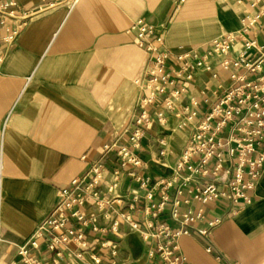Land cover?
I'll use <instances>...</instances> for the list:
<instances>
[{"label":"crops","instance_id":"1","mask_svg":"<svg viewBox=\"0 0 264 264\" xmlns=\"http://www.w3.org/2000/svg\"><path fill=\"white\" fill-rule=\"evenodd\" d=\"M16 1L30 19L14 44L0 49V264H23L18 247L50 215L58 188L83 177L99 160L105 167L100 191L107 197L121 196L123 211L133 214L139 228L132 229L115 213L107 219L89 200L87 215L98 214L100 237L110 242V249H99L87 229L90 248L104 257L103 264H158L148 256L156 240L142 237L154 228L147 226L149 219L141 209L158 203L166 190L170 201L156 221L180 226L171 216L178 185L165 188V183L175 175L189 130L179 127V119L167 111L165 123L155 118L145 129L140 148L131 147L129 137L142 111L141 91L134 80L147 54L127 30L142 19L156 27L167 50L188 49L238 30L235 7L220 0H185L179 8V0ZM156 110H150L154 117ZM200 110L204 113L206 105ZM113 143L116 147L106 152L104 147ZM124 145L140 159V166H121L116 151ZM116 170L120 184L107 193ZM132 171L149 178L146 188H139ZM134 190L140 196L137 209L130 210ZM148 191L152 200L145 198ZM250 196L249 204L225 216L207 237L193 231L179 238L189 264H264V173ZM226 206L224 200L201 206L190 199L181 211L201 208L202 218L190 225L194 230L206 228ZM43 255L44 264H49Z\"/></svg>","mask_w":264,"mask_h":264},{"label":"built area","instance_id":"2","mask_svg":"<svg viewBox=\"0 0 264 264\" xmlns=\"http://www.w3.org/2000/svg\"><path fill=\"white\" fill-rule=\"evenodd\" d=\"M220 1L235 7L240 28L224 32L205 45L167 50L156 27L142 19L127 30L133 34V42L147 54L146 64L134 80L141 91L142 111L129 137L131 147L140 148L145 129L153 126L155 118L164 124L167 111L179 119V127L189 130L188 143L178 153L175 175L165 183V188L178 185L171 216L180 226L172 228L156 221L170 201L166 190L158 203L149 202L141 209L149 219L147 226L154 228L142 237L156 240L148 256L158 264H189L179 238L193 231L207 237L225 216L235 214L251 202L250 193L264 173V43L258 42L264 40V0ZM184 2L179 0L176 7ZM29 19L16 0H0V49L14 44ZM250 51L255 52L253 57L247 56ZM201 104L206 105L204 113ZM154 107L155 117L150 113ZM114 147L115 143L106 145L104 150ZM116 153L122 167L141 165L129 146L119 147ZM130 174L136 177L140 189L147 187L149 178H141L135 171ZM104 179L105 167L99 160L83 177L58 188L50 215L18 247L23 264H44L43 253L47 254L49 264H68L74 260L103 264L104 257L90 248L87 229L99 249H110V242L100 237L103 230L98 214L92 211L87 215L89 200L94 210L102 211L107 219L115 213L132 229L139 228L133 214L123 211L121 196L107 197L100 191ZM120 180V171H113L107 193H112ZM185 193L188 198H183ZM139 196L138 190L132 191L130 210L137 209ZM145 198L152 200L153 193L146 192ZM190 199L201 206L224 200L225 213L216 216L206 228L191 230L190 225L199 222L203 212L201 208L196 212L189 208L181 211ZM117 226L118 219L114 220L113 229ZM111 255L114 256L112 252Z\"/></svg>","mask_w":264,"mask_h":264}]
</instances>
